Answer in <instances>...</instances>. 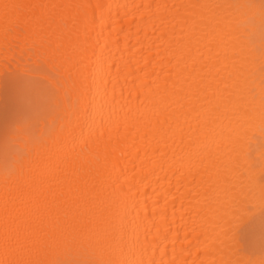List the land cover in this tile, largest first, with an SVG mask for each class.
I'll list each match as a JSON object with an SVG mask.
<instances>
[{
    "label": "bare ground",
    "instance_id": "6f19581e",
    "mask_svg": "<svg viewBox=\"0 0 264 264\" xmlns=\"http://www.w3.org/2000/svg\"><path fill=\"white\" fill-rule=\"evenodd\" d=\"M17 69L0 264H264V0H0Z\"/></svg>",
    "mask_w": 264,
    "mask_h": 264
},
{
    "label": "rangeland",
    "instance_id": "374dc122",
    "mask_svg": "<svg viewBox=\"0 0 264 264\" xmlns=\"http://www.w3.org/2000/svg\"><path fill=\"white\" fill-rule=\"evenodd\" d=\"M43 86L44 82L42 80L37 77H29L19 69L14 70L12 73L6 71L5 75L1 78L0 159H9V155L18 149L14 144V141L9 137L10 134L17 133L15 125L19 123L24 126L28 125L27 132H29V134H33L37 130L38 123L36 124V127H33L31 123L34 119L39 120L40 116H43L41 110L46 106L45 103L47 102V97L45 95L48 94ZM44 100L46 102H43ZM43 110L45 112V108ZM261 228H264V226L260 227V229ZM260 229L258 231L255 230L257 232L253 233L255 237L251 234L252 238L250 244L254 249L257 247L259 248L260 246L264 247V245H260L261 242L264 243V240H262V238H264V236H262V234H264V229ZM252 239L254 240L252 241ZM260 249L262 250V248H259L258 250Z\"/></svg>",
    "mask_w": 264,
    "mask_h": 264
}]
</instances>
